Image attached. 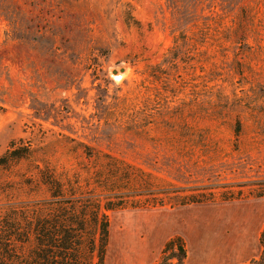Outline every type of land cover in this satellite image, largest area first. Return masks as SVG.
I'll list each match as a JSON object with an SVG mask.
<instances>
[{"label": "rangeland", "instance_id": "rangeland-1", "mask_svg": "<svg viewBox=\"0 0 264 264\" xmlns=\"http://www.w3.org/2000/svg\"><path fill=\"white\" fill-rule=\"evenodd\" d=\"M116 163L119 177L134 167L213 197L105 212V264L127 262L124 250L149 262L169 237L185 264L258 257L264 0H0V250L53 216L61 190L131 203L136 186L106 187Z\"/></svg>", "mask_w": 264, "mask_h": 264}, {"label": "trees", "instance_id": "trees-1", "mask_svg": "<svg viewBox=\"0 0 264 264\" xmlns=\"http://www.w3.org/2000/svg\"><path fill=\"white\" fill-rule=\"evenodd\" d=\"M236 133H240L239 124ZM112 169L115 171L106 178V187H111L109 192L113 195H120L128 190L122 189L124 183L136 186L133 190L137 195L131 203L120 198L118 204H114L113 199L104 205L100 202L88 204L80 198L77 201L70 200L61 190V204L56 207V213L36 220L34 226H28L32 233L22 230L23 233L15 234L16 242L20 244L12 253L2 248L0 262L11 258V264H105L110 239V224L105 212L127 205L134 209L163 208L168 205L171 208L185 207L208 203L213 197L212 193L161 185L145 174L139 178L134 175V171H141L134 167H128L125 175L120 177V165L116 163ZM259 245L260 254L248 264H264V227ZM186 260V244L182 238L175 237L167 242L157 264H185Z\"/></svg>", "mask_w": 264, "mask_h": 264}, {"label": "crops", "instance_id": "crops-1", "mask_svg": "<svg viewBox=\"0 0 264 264\" xmlns=\"http://www.w3.org/2000/svg\"><path fill=\"white\" fill-rule=\"evenodd\" d=\"M171 237L167 238L163 244L166 243V241L168 242L170 240ZM122 239L124 240V238L122 237ZM122 240V242H123ZM161 245L158 251L155 250H151L148 252V255H150V261L149 262H144L141 260V255L142 253L140 251H123V260H125V258H127V262L124 261V263L122 264H157L162 257V253L164 250L165 245Z\"/></svg>", "mask_w": 264, "mask_h": 264}, {"label": "water", "instance_id": "water-1", "mask_svg": "<svg viewBox=\"0 0 264 264\" xmlns=\"http://www.w3.org/2000/svg\"><path fill=\"white\" fill-rule=\"evenodd\" d=\"M119 71L121 73H124L125 72V68L118 67V69L114 71V75H117Z\"/></svg>", "mask_w": 264, "mask_h": 264}]
</instances>
